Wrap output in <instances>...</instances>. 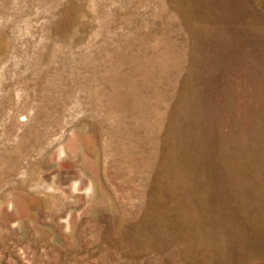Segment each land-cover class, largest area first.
<instances>
[{"label": "rangeland", "instance_id": "374dc122", "mask_svg": "<svg viewBox=\"0 0 264 264\" xmlns=\"http://www.w3.org/2000/svg\"><path fill=\"white\" fill-rule=\"evenodd\" d=\"M0 264H264V0H0Z\"/></svg>", "mask_w": 264, "mask_h": 264}, {"label": "clouds", "instance_id": "9594fccd", "mask_svg": "<svg viewBox=\"0 0 264 264\" xmlns=\"http://www.w3.org/2000/svg\"><path fill=\"white\" fill-rule=\"evenodd\" d=\"M65 158V152L63 150H60L59 151V156H58V159L59 160H62ZM71 184L73 186V189L75 190L76 186H78L80 184V181L79 180H73L71 181ZM49 191H52L53 189L51 187H49L48 189ZM90 190V189H89Z\"/></svg>", "mask_w": 264, "mask_h": 264}, {"label": "bare ground", "instance_id": "6f19581e", "mask_svg": "<svg viewBox=\"0 0 264 264\" xmlns=\"http://www.w3.org/2000/svg\"><path fill=\"white\" fill-rule=\"evenodd\" d=\"M118 102H120V101H118ZM125 104V103H124ZM122 106V105H121ZM120 107V106H119ZM123 107H125V105L123 106ZM127 107V106H126ZM121 110H124V109H121ZM126 111V110H125ZM123 114V113H122ZM155 115V114H154Z\"/></svg>", "mask_w": 264, "mask_h": 264}]
</instances>
